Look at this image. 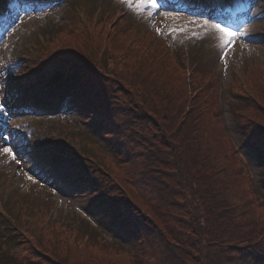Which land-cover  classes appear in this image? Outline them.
Segmentation results:
<instances>
[{"label":"rangeland","instance_id":"rangeland-1","mask_svg":"<svg viewBox=\"0 0 264 264\" xmlns=\"http://www.w3.org/2000/svg\"><path fill=\"white\" fill-rule=\"evenodd\" d=\"M239 1L243 7H229L230 20L213 2L204 9L195 0H0V264H146L145 249L111 215L123 214L122 203L137 215L166 202L179 207L185 259L197 260L202 213L194 191L206 196L217 187L239 201V217L254 220L264 236V153L255 149V129L264 133V0H250L248 8V0ZM111 33L124 46L164 52L166 69L201 88L190 92L198 97L197 132L178 129L171 118L178 109L184 116L183 97L171 109L155 95L157 84L155 100L146 85L133 86V63L120 44L113 42V51ZM68 45L73 49L60 50ZM75 55L89 60L80 68L94 66L106 88L112 82L118 100L111 111L121 114L114 121L129 125L135 143L124 153L125 135L107 139L99 121L80 114L76 96L62 97L70 85L49 78L48 62ZM118 80L127 88L116 89ZM187 147L201 148L203 186L182 185L185 172L172 157ZM127 158L148 172L147 184L128 188L119 206H96V192L118 202L111 183Z\"/></svg>","mask_w":264,"mask_h":264},{"label":"trees","instance_id":"trees-1","mask_svg":"<svg viewBox=\"0 0 264 264\" xmlns=\"http://www.w3.org/2000/svg\"><path fill=\"white\" fill-rule=\"evenodd\" d=\"M112 29H116L115 25ZM107 39L112 41L114 52L113 42L114 45L120 44L115 47L119 51H123L124 58H129L132 61L133 69H135L133 75L135 79V83L133 82L134 87L139 88L146 85L150 93L149 97L155 100L153 95L156 88L155 85L157 84L159 88L155 92V95L158 93L163 102L165 101V104L170 108L174 100L177 101L183 97L182 105L185 111L184 116L181 117L179 115L181 111L178 109L176 111L177 113L174 114L175 117L171 118L178 121V129L189 128L192 133L197 132V127L199 126L193 124V121L196 119L193 117V112L198 111H195L193 108H197L199 104L195 105L198 97L193 99L192 96L200 92L201 88L193 86L187 77L183 78L179 76L177 70L171 69L170 67L166 69V63L162 64V62H165L163 60L165 56L164 52H158L156 49L153 50V48L146 47L145 45L137 46L136 43H130L124 46L120 41H113L119 39H116L114 35L112 36V33L108 35ZM107 39H101L102 44ZM90 40L91 38L88 39V42ZM73 47L74 45L62 46L60 50H69L73 49ZM75 56L74 58L64 56L59 60L48 62V67L51 69V76L49 78L56 82H59V79L63 78L64 82L70 85V90L66 94L77 97L80 114L89 122L99 121L101 123L103 131L106 132L104 135L107 139H114L119 136L118 134L125 135L119 147H122L121 153H124L129 144L135 145V143L132 140V134L128 131L129 125L124 123L125 125L122 127L114 121V119L120 118L121 114L111 111L113 109L112 104H114L115 100H118V98L112 99L114 94L112 82L109 81L110 87L107 86L108 91L105 87L103 77L95 70L94 66L89 69L90 71L85 68H80L79 65L89 60L85 59L84 56ZM102 72L104 71L102 70ZM116 85V89L119 90L126 86L119 80L116 81ZM188 90L190 97H186ZM190 92L195 93L192 95ZM145 112L146 109L142 113ZM120 128H126L127 133L117 131ZM255 132H257L255 134L257 135L255 149L264 153V139H260L264 137V133H259V129H255ZM197 136V134L193 135L192 141L196 144H202ZM197 150L201 151V148L197 147L194 150L187 147L185 148L184 156L177 157L173 155L172 157L173 160L178 162L179 170L183 173L185 172V179L182 185L188 183L192 187L197 184L203 186L201 176L198 173L204 167V162L198 156ZM190 152L193 156L188 154ZM136 159L134 154L131 158V164ZM125 162L130 161L128 158L126 161L122 159V174L120 172L118 176L113 178L111 183L112 190L110 189V192L115 194L118 202L109 200V196L106 193L96 192L95 200L97 201V206L104 208L115 206L114 204L118 205L121 202V198L124 197L122 195L123 192H127L129 190L128 188H135L136 185L147 184L148 172L146 170H139ZM127 166L129 169H127ZM192 170L195 171L196 175L191 173ZM88 181L85 180L83 183L85 190L89 188ZM217 190V193L211 192L206 196L204 191H194L197 195L198 208L202 213L199 220L200 232L198 234L200 241L198 242L201 244L196 250L199 256L197 260L189 261L184 257L186 243L183 239V231L178 225V205L173 208L170 202L161 203L154 205L153 213L147 207L142 212L134 215L130 213L133 212L129 208L130 206L127 203H122L119 209L121 210L120 214H123L117 218L116 216L119 213L115 217L114 214L111 216L119 224H124L123 226L129 236L137 241L138 249H145L144 261L146 264H264V236L260 235L263 229H257V223L254 220H245V218L239 217L242 205L238 203L239 201L237 202L227 197L228 191L226 196V189L217 187ZM104 196H107V199L103 198ZM158 196L163 197L162 195ZM173 209L177 210L173 211ZM108 210L114 211L115 209L109 208ZM148 211L151 213L148 214ZM144 213L148 216L145 217L143 215ZM6 230H10V228ZM257 236H261L262 239L255 243L252 242ZM182 247L184 249H180ZM35 255L38 254L35 253ZM33 258H37L38 263H40L42 256L38 255ZM100 262L98 264H122L111 260H101Z\"/></svg>","mask_w":264,"mask_h":264}]
</instances>
